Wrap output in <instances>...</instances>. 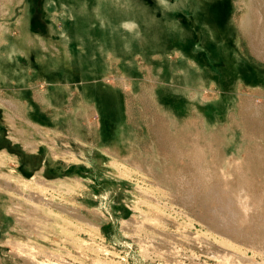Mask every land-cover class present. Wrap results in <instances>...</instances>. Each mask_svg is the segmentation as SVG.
I'll return each instance as SVG.
<instances>
[{"label":"rangeland","instance_id":"obj_1","mask_svg":"<svg viewBox=\"0 0 264 264\" xmlns=\"http://www.w3.org/2000/svg\"><path fill=\"white\" fill-rule=\"evenodd\" d=\"M85 3L100 84L60 0H0V264H264V0ZM218 196L255 212L239 236Z\"/></svg>","mask_w":264,"mask_h":264},{"label":"bare ground","instance_id":"obj_2","mask_svg":"<svg viewBox=\"0 0 264 264\" xmlns=\"http://www.w3.org/2000/svg\"><path fill=\"white\" fill-rule=\"evenodd\" d=\"M77 1L80 3L78 6V9L72 10V6H73L72 0H66L65 2H64V0H60V2H62L63 5L67 7V10L70 11V14L72 15V20H71L72 25H70V28H69L68 41H70L71 44H73V43L81 44L82 47L85 49L87 56L85 57L82 54V57L84 59L83 64H78L76 62V64H77L76 68L80 69L81 72L84 74L90 73L92 75V77L94 78V80L98 83V80L102 77V74L104 73V68L99 66V62L97 61V57L99 58V55L104 54V52H107V49L110 48V44H108L109 46L107 47V45H103L104 43H99V41L96 40L94 34L90 31V29L93 26H90V22L87 19L90 17L91 8L87 7L85 5L86 4L85 2H87V0H77ZM213 1L217 2V1H221V0H213ZM211 2H212V0H211ZM99 24H101V23L99 22ZM186 32H187V28H186V30H185V28L182 29V31L179 34L180 39L183 40L185 38ZM98 38L100 39L99 33H98ZM8 41H10V40L5 41L6 44L3 46L4 51L1 52V56H2L1 59H5L6 60L5 64L6 63L8 64L7 67H4V71L11 73L12 68H11L10 64H14V61L12 60V57L9 56L10 55L9 54V50H10L9 46L11 43H8ZM112 50H114V48H112ZM7 58H9V60ZM71 59H73V58H71ZM8 61H10V64ZM74 62H75V59H74ZM50 67H53V65H51ZM190 68H191L190 66H187V65L183 66L182 65L181 69H182V77L183 78H189L188 76H189ZM191 71H193V70L191 69ZM12 73L20 74L21 73V67H15L14 70L12 71ZM192 76H193V78H189L192 80V85H197L202 81V76H200V74L195 72L192 74ZM59 81L60 80L57 79V81L55 83H53V82L48 83L49 87L46 88L47 90L45 91V94H46L45 99H47L53 103H57V102H61V101L65 100V91H66V89H69V88H63L62 86L67 85V87H72L74 82H68V83H65L64 85H61ZM98 84H100V83H98ZM187 84H188V81H187ZM187 84L185 83V85H187ZM84 89H86V88H84ZM186 89H188V88H186ZM175 90L180 92V90L184 91L185 88L181 87V89H175ZM86 94H87V96L90 95L88 93L87 89H86ZM87 96L85 95L86 100H88ZM196 151H198V149ZM1 154H3V152ZM246 177H247V175H243V183H246V180H245ZM206 179L208 181L211 180V178H206ZM185 181L187 182V180H185ZM217 194H218V191L214 192V191L210 190L207 192V195L205 198H206V200H211ZM217 198L220 199V201L222 203V206H221L222 209H221V211H217L215 209L207 208L203 214V217L209 220V222L208 221L207 222L211 226L213 224V227L215 228L217 233L221 234L223 236L224 235L239 236L240 234H242V232H241L242 230L246 231L243 228H241L240 225L238 224V222H239L238 218L241 216L245 217V218L254 217L255 212H250L248 210L243 212L240 208H238V198H236L235 196H227V197L218 196ZM222 217L225 219H221ZM262 218H264V217H262ZM261 221H264V220L262 219ZM258 225L262 227V226H264V222H263V225H262V223L257 222L256 226H258ZM254 229L255 228L253 227V230ZM223 243L226 244L227 246H230L226 242H223Z\"/></svg>","mask_w":264,"mask_h":264},{"label":"crops","instance_id":"obj_3","mask_svg":"<svg viewBox=\"0 0 264 264\" xmlns=\"http://www.w3.org/2000/svg\"><path fill=\"white\" fill-rule=\"evenodd\" d=\"M121 135L117 132V130H116V134H115V138H116V140H115V142H116V145H118V144H120L121 143V141L120 140H122L121 138ZM119 141V142H118ZM117 148H118V146H116ZM116 148V149H117Z\"/></svg>","mask_w":264,"mask_h":264}]
</instances>
